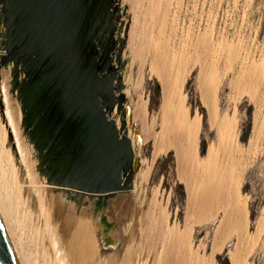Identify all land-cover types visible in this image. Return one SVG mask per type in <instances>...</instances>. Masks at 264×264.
Here are the masks:
<instances>
[{"label": "bare ground", "instance_id": "6f19581e", "mask_svg": "<svg viewBox=\"0 0 264 264\" xmlns=\"http://www.w3.org/2000/svg\"><path fill=\"white\" fill-rule=\"evenodd\" d=\"M182 6V0H122L118 13L123 14L121 24L124 22L122 36L125 41L116 39L118 43L123 42V49L126 46L121 57L122 63L123 58L128 60L123 73V95L126 103L123 106V115L116 112L113 115H116L119 128L121 122H125L126 135L133 144L134 189L141 191L148 185L159 154L168 155L171 150L175 152L178 174L186 181L188 191L187 218L185 217L183 228L178 225L171 226L165 214H157V209L163 203L157 207V211L154 210V203L149 204L144 222L139 221L142 223V242L136 244L141 249L134 253L128 243L132 234L134 235V228L127 224L130 221H127V215L116 206L118 208L114 219L115 226L118 227L117 234L108 239L104 238L107 232L105 233V226L102 225L103 218L93 215L92 206L87 203V208L79 209L78 205L67 199L72 193L85 197L90 194L56 185L42 173L45 169L40 162L41 154L31 137L28 140L23 133V110L21 111L12 95L10 77L2 73L0 214L18 264H150L151 260L153 264H208L201 251L203 242L197 246L194 244V235L198 234L195 229L205 221V214H190L196 209L202 213L208 211L213 222L220 213L223 215L212 237L215 244L223 245L228 239L227 231L230 230L237 233V247L249 241L250 227L248 211L245 208L248 202L245 203L244 200L245 204L241 203L240 189L234 185L236 174L230 168V163H234V156L238 153L232 139V132L236 127L232 128V124L224 120V117L220 118L218 108L220 74L216 72V63L220 49L216 47L217 44H213L210 37H204L202 31L193 37H183ZM117 27L116 24V29ZM115 34L117 36L118 31ZM237 50L227 56L231 67L237 71L234 78L237 83L232 81V86L247 84L259 90L263 70L255 61H249ZM2 51L4 50H0V55L3 54ZM219 54L221 55L220 52ZM196 69L197 92L202 108L207 110L210 129L215 131L217 137V149L214 150V145L211 146L204 157L198 149L204 118L200 108H193L191 94L187 89ZM147 71L157 76L162 90L159 108L152 113L149 100L143 95ZM13 93L17 95L16 90ZM231 96V101L236 100V96ZM150 143L153 147L151 161L144 158V147ZM91 196L104 200L106 194ZM257 223L259 232L264 225V218ZM134 227L136 228L135 225ZM130 231L131 235L128 234ZM109 245L110 249L107 248ZM142 250H145L147 256L145 262L138 259L144 256L141 255L144 253ZM215 253L214 250L213 257ZM238 257L234 258L232 264H246L245 259Z\"/></svg>", "mask_w": 264, "mask_h": 264}, {"label": "water", "instance_id": "95a60500", "mask_svg": "<svg viewBox=\"0 0 264 264\" xmlns=\"http://www.w3.org/2000/svg\"><path fill=\"white\" fill-rule=\"evenodd\" d=\"M120 0H0L2 66L13 64L24 125L46 176L88 193L131 191L135 155L123 115L115 37ZM117 66H116V64ZM23 79H20V75ZM0 264H18L0 214Z\"/></svg>", "mask_w": 264, "mask_h": 264}, {"label": "rangeland", "instance_id": "374dc122", "mask_svg": "<svg viewBox=\"0 0 264 264\" xmlns=\"http://www.w3.org/2000/svg\"><path fill=\"white\" fill-rule=\"evenodd\" d=\"M121 4L122 0H120L118 4L119 10ZM182 5V20L184 28L182 29L181 33L184 35L183 37H193L198 35L199 31H202V35L204 37H210L212 42L214 41L213 44H217L218 46L216 45V47L220 49L218 50V62L216 63V72H218V75L220 74V83L217 93V101L219 104L218 108L220 118H225L224 120L232 124V128H234V126L236 127L234 130L236 133H234V131L232 132L234 136L232 139L234 145H236L238 153H236L234 156L236 159L234 161L235 164L231 162L230 168H233V171H235L234 174L238 175V177L235 175L234 185H237V188L240 189V195H238L240 196V199L241 197L243 199H241V203L244 200L245 203L248 202V204H245L244 202L242 204L248 206L245 208H247L246 211H248L247 217L249 220L248 223L251 236L247 243L237 247V233L235 230H230V232L227 231L228 234L226 233L228 235V239L224 241L225 243H223V245L220 243L215 244L212 237H214V232L216 231L217 226H219L223 215L220 213L217 219L213 222L209 215L210 213H207L208 211L206 214L202 213L201 211H197L196 209V213L191 211L190 214H205V221L199 225L200 227L197 226L195 229L198 234L194 235V244L197 246L200 244V242H203V248L201 251L204 253L208 264H232L238 256V259H245L246 264H264V225L261 227L259 232L257 230L259 227L257 222L262 217L264 218V0H182ZM117 14L119 15V20L116 21L118 26L116 32L118 31V34L117 36L115 34V37L118 40L121 39L124 42L125 40L122 36L124 22L121 24V19H124L123 14ZM208 26H210V28ZM205 27H208V29ZM204 32L206 35H204ZM215 41L218 42L215 43ZM237 49L241 51V55L243 57L248 58V60L251 62L255 61L254 63L258 64L263 70V72L261 71V88L259 87L261 89H259L260 91L247 84H238L240 87L237 85L232 86L234 82L235 84L237 83L236 79H234L237 76V71L231 67L232 65L230 62H228L227 56L228 53L232 52L233 50L236 52ZM125 50L126 46L124 45L123 55ZM123 61L125 66L118 71L121 90L116 92L117 95L123 94L124 90L123 73L126 69L125 67L128 64V60L123 58ZM12 71V64H9L6 67L0 64V82L2 81V73L8 74L11 80V92L13 91ZM150 75L151 74H149V71H147L145 74L143 95L146 100H149L150 112L152 113L157 111L159 108L162 90L161 85L156 78L157 76L152 74L151 77ZM197 77L198 70L196 69L192 73L187 85V89L188 93L191 94L190 96L191 100L193 101L191 102L193 108H200L201 114L204 118L203 132L201 133V138L198 143L200 155L204 157L207 155L211 146L214 145V150L217 149V137L215 131L210 129L207 110L202 108L201 100L197 92ZM232 81L233 83H231ZM16 93L17 95L12 92V95L16 99V102L19 104L22 111V104L17 98V90ZM231 95L236 96V100L231 101L229 99ZM125 103L126 100L124 101V104ZM114 117L116 119V115H114ZM24 118H26V115H22L23 133L29 140L30 136L28 128L23 123ZM32 147L34 148L33 145ZM152 154L153 147L150 143L144 147V158L151 161ZM159 155L161 157L159 156L154 164V170L150 176L149 183L144 189H141V191L134 189L133 185V189L131 191L119 193L114 197L106 196L104 200H100L97 196L86 195L85 197V195L80 196L76 193L68 195L67 199L73 202L76 206L78 205L77 207L79 209L87 208V203L92 206L91 208L94 213L93 215L97 216L98 218H103L102 225L105 226V233L107 232L105 234L106 236L104 235V238L106 239L117 234L116 230L118 227L115 226L116 221L114 216L116 214V208L119 207L118 210L123 211V214L127 215H125L127 221H131L127 222V224H130L134 228V235L131 233L132 230L128 232L129 235L132 234V238H128V243H130L129 247L134 253H138L136 251L139 250L140 252L141 248L139 249L136 243L142 242V237H140V228L142 226L141 222H144L146 216L145 213L148 212L147 210L151 203H154V210H156L157 207L163 203L160 206L161 208L159 207L160 210L159 208L157 209L158 211L156 210L157 214L160 212V215L165 214L164 216L169 220L171 226L178 225L179 228L182 229L185 223L184 220L187 218L186 209L188 191L186 188V181L183 180L184 178L182 175H179L180 173L177 168L175 157L176 154L171 150L169 151L168 155ZM37 165H39V160ZM135 190L139 193H137ZM157 196L158 198H156ZM144 198L146 199L144 200ZM152 198L155 199V201L153 199L154 202L152 201ZM143 200L144 202L141 204ZM157 200L158 203H160L159 205ZM112 209L114 212H112ZM209 211L211 212V210ZM133 215L134 218H132ZM107 248L110 249V245L107 246ZM214 250L216 253L213 257ZM143 252L144 253H141V255H144L143 257L145 258H138L141 262H145L147 260L145 250ZM210 259L211 261L214 260V262H211ZM152 262L153 260L150 261V264Z\"/></svg>", "mask_w": 264, "mask_h": 264}, {"label": "flooded vegetation", "instance_id": "af4514ba", "mask_svg": "<svg viewBox=\"0 0 264 264\" xmlns=\"http://www.w3.org/2000/svg\"><path fill=\"white\" fill-rule=\"evenodd\" d=\"M0 32H2L3 34H4V32H5V27H4V25L3 26H1L0 27ZM3 42H4V39L3 38H0V46H3ZM3 52V56H7V52H5V51H2ZM10 65L12 64V63H9ZM8 64V65H9ZM7 65V66H8ZM13 65V64H12ZM22 77V74L20 75V79H23V77ZM26 119H27V123H28V115L26 116ZM105 202V201H104Z\"/></svg>", "mask_w": 264, "mask_h": 264}]
</instances>
